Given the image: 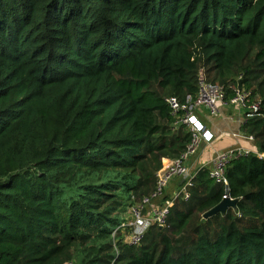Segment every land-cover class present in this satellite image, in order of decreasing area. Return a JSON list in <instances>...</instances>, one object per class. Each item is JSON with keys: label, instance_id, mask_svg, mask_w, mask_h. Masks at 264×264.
<instances>
[{"label": "trees", "instance_id": "1", "mask_svg": "<svg viewBox=\"0 0 264 264\" xmlns=\"http://www.w3.org/2000/svg\"><path fill=\"white\" fill-rule=\"evenodd\" d=\"M201 72L264 105V0H0V264H69L79 246L85 264H264L253 154L228 187L200 170L139 246L110 241L190 144L167 100L196 99ZM244 131L264 154L263 119ZM227 196L236 209L205 220Z\"/></svg>", "mask_w": 264, "mask_h": 264}, {"label": "built area", "instance_id": "2", "mask_svg": "<svg viewBox=\"0 0 264 264\" xmlns=\"http://www.w3.org/2000/svg\"><path fill=\"white\" fill-rule=\"evenodd\" d=\"M167 103L172 111V116L177 119V123L188 129L191 135V142L180 157L171 160L157 173L155 190L150 195L145 196L140 203L132 208V217L129 223L131 233L129 234L128 241V244L132 246H139L152 226L164 228L167 225L170 211L177 199L182 198L185 201L190 199L188 190L189 187H193V181L196 175L190 173L191 171L187 166L188 160L191 156L197 154L205 141H209L213 138L212 134L203 126L196 115L198 109L206 107L209 109L210 114L216 117L220 114L221 106L227 104L235 105L243 110L244 124L255 117H260L263 119L264 123V105L261 101H255L253 99L251 91L247 89H236L235 95L230 100H227L225 88L207 82L202 72L199 78V90L196 99L188 97L187 101L183 103L178 98L172 97L167 100ZM235 135L238 137L241 136L239 134ZM243 137L250 142H255L252 136L246 135ZM251 154L260 159H264L263 153L242 148L221 152L213 161L210 177L216 184L228 187L226 172L230 163ZM175 179L184 180L181 190L175 192V198L172 200H160L165 194L166 187ZM157 201H162V203H157V209L152 212L151 216H148L149 212L146 213L147 209L153 206Z\"/></svg>", "mask_w": 264, "mask_h": 264}, {"label": "crops", "instance_id": "3", "mask_svg": "<svg viewBox=\"0 0 264 264\" xmlns=\"http://www.w3.org/2000/svg\"><path fill=\"white\" fill-rule=\"evenodd\" d=\"M200 118L207 128L212 132L213 139L203 144L197 154L187 163L191 173L197 175L202 169H209L214 157L222 151L231 148H242L259 152L256 142L245 139L243 110L239 106L227 104L221 106L219 116L210 114L209 109L202 107L197 110ZM235 134L241 135L240 137ZM177 182L170 189L177 190ZM169 189V191H170Z\"/></svg>", "mask_w": 264, "mask_h": 264}, {"label": "rangeland", "instance_id": "4", "mask_svg": "<svg viewBox=\"0 0 264 264\" xmlns=\"http://www.w3.org/2000/svg\"><path fill=\"white\" fill-rule=\"evenodd\" d=\"M196 115H197V112H196ZM199 120L203 124V126H205L206 129L212 134V132L207 128V126L203 123V121L200 118H199ZM244 135H247V134H244ZM212 136H213V134H212ZM211 140L205 141L204 144L211 142ZM231 149H233V148H231ZM220 153L221 152H219L218 154H220ZM216 156L214 157V159L216 158ZM192 157L193 156H191L189 158V160ZM214 159H213V161H214ZM213 161H212L211 165L209 166L210 170H212ZM101 177H103V179H104L103 181H106L108 177L115 178V175L114 174H106V175L101 176ZM88 178H89V181L97 182V180L99 179V175L98 174L90 175V176H88ZM122 179H123L122 176H119V180L122 181ZM176 182L178 185L176 191L179 192L181 190V186L184 184V180L183 179H175L166 187L165 194L163 195V197L160 200L167 201V200H172L175 198V190H172L170 188ZM63 188L66 192L65 193V199L67 201H70V200L76 198L80 194V180L74 184L69 185V186L68 185L64 186ZM169 189H170V191H169ZM138 203H140V202H137V204ZM157 203L161 204L162 201H159V202L157 201L153 206H151L147 209L146 213L149 212L148 216H151L152 212L157 209V206H158ZM126 204L127 205H126L125 211H122L118 214V220H119L120 225L112 232V236L110 237V241H112V243H117L118 240H120V241L123 240V242H125V243H128V241H129V234L131 233V229L129 228V223L131 222L132 208H134L137 204L134 205V203H133V205H132V204H130V202H127ZM103 242L104 241L102 239H95L93 244L98 246V245L102 244ZM87 252L89 253L88 247H85V246L80 247L79 246V247L75 248V250L73 252L72 261L69 262V264H85V260L87 259V256H88Z\"/></svg>", "mask_w": 264, "mask_h": 264}, {"label": "water", "instance_id": "5", "mask_svg": "<svg viewBox=\"0 0 264 264\" xmlns=\"http://www.w3.org/2000/svg\"><path fill=\"white\" fill-rule=\"evenodd\" d=\"M237 202V200H233L229 196H227L217 207L206 213L203 218L207 220L215 215L225 214L229 209H236Z\"/></svg>", "mask_w": 264, "mask_h": 264}]
</instances>
